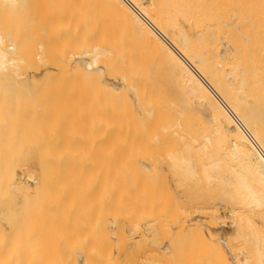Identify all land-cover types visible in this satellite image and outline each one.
I'll use <instances>...</instances> for the list:
<instances>
[{"label":"bare ground","instance_id":"6f19581e","mask_svg":"<svg viewBox=\"0 0 264 264\" xmlns=\"http://www.w3.org/2000/svg\"><path fill=\"white\" fill-rule=\"evenodd\" d=\"M86 2L48 41L0 17V250H132L129 208L157 202L202 214L165 226V250L203 237L223 264H264V0L236 44L198 0Z\"/></svg>","mask_w":264,"mask_h":264},{"label":"rangeland","instance_id":"374dc122","mask_svg":"<svg viewBox=\"0 0 264 264\" xmlns=\"http://www.w3.org/2000/svg\"><path fill=\"white\" fill-rule=\"evenodd\" d=\"M34 1L35 2L33 3V6L32 5L30 6L31 10H32V11H30V12H32L30 14H26L27 12H25V14H22L23 12H21V11L20 12L18 11L19 13H21V15H19V14L14 15L12 13L10 15L7 13L8 14L7 15L5 13L4 14L0 13L1 14L0 17L4 15L3 18L1 17L2 19H4V20H2V22H3L2 27H7V28L11 29V34H12V30L17 31L16 33H19L18 31L20 30L22 32V35L24 34L25 36L28 33L29 38L31 37L32 39L35 36L34 34L38 33L36 30L39 29L38 30L40 32L39 34H41L42 30H45L44 33L42 32L43 34H41V38H44V40H47V41L53 40L52 39L53 37L50 35L51 33L48 34V30H49V28H51V26H53L54 23L57 22L58 16L60 15V14L58 15V13H61V12L63 13V11H64V14H65L68 11L66 9L68 6H70L69 8L73 10L72 11L68 8L70 13L71 12L77 13L76 9L78 7L74 8V6L77 4V1L82 2L83 0H77V1L72 0V1L76 2V4L74 2L72 3L69 0L72 3V6L69 5L68 0H34ZM86 1H87L86 3L90 4V2H88V0H86ZM112 1L114 2L115 0H112ZM116 1H118V0H116ZM260 1H262V0H198V12L201 14L203 22H206V23H217L219 15L222 12L223 14L220 16L221 17L223 16L225 21L227 20L228 23H231V26L226 27L227 30L229 29L227 34H221L220 33V36H222L225 41L230 42L232 44H236L238 41L243 40V36L245 35V33H247V34L252 33V29H253L252 28V21H253V19L256 18V16H258V13H259L258 12V6L261 4ZM86 3H84V4H86ZM94 3H96V1ZM67 4H68V6H66ZM82 4L83 3L79 4V6L81 5V7H82L83 6ZM77 6H78V4H77ZM79 9L81 10V8H79ZM65 10H67V11H65ZM56 14H57V18L55 20L54 18L56 17ZM59 19H61V18L59 17ZM52 20L53 21L55 20V21L53 22ZM62 20L65 22L64 19H62ZM249 20H250V22H249ZM59 21L61 22V20H59ZM73 21H76V18H75V20L73 19ZM60 22L56 23V25L58 24L57 27L61 24ZM64 22H63V24H66ZM71 22H70V24L75 23V22H72V23ZM0 23H1V21H0ZM67 24H69V23H67ZM72 25H70V26L72 27ZM33 26L35 27V29L36 28L37 29L35 30L33 28ZM54 26H55V24H54ZM20 27H21V29H20ZM7 28H5V29L8 31L9 29H7ZM28 28L29 29L31 28L30 29L31 31ZM32 28L34 30H32ZM52 28H54V27H52ZM40 29H42V30L40 31ZM26 31H27V33H26ZM49 35L52 38H50ZM35 38L38 39L37 37H35ZM32 39H30V40H32ZM36 39L34 41H36ZM143 55H141L142 58L139 56L142 62L144 61L143 59L145 57V56L143 57ZM141 61H140V63H141ZM110 150L112 151V153L113 152L115 153L117 151V149H115L114 146H112V145L110 147L108 145L103 144L100 147V153L102 156L106 152L107 153L110 152ZM86 176L88 177L89 174H86ZM173 205H177V204H172L171 205L172 207H169V205L165 206L162 203H157V202L149 204V205L144 203V202H142V203L137 202V203H134L133 205H131V207L129 208V210L127 212V216H128V221H127V225H126L127 227H125V229H124L125 234H123V235L132 236L133 241L135 238H137V240H138L137 242L140 241V243H138V244H136L135 241L134 242L132 241L133 242L132 243V246H133L132 250H112V249H99V250H97V249L96 250L95 249H92V250L91 249H83V250H81V249H79V250L78 249H76V250L75 249H72V250H0V264H77L78 260L83 256H84L83 258L86 261L85 264H203L202 262H204V264H208L209 261L211 264H221L223 262L222 254H224V253H220V252H223V251L220 250V252H219L220 255H217L218 257L215 256V259H214V256L211 257L212 256L211 254L215 253L216 251L215 250L214 251L212 250L213 252L210 251L208 243H207L206 239H204L203 237H201V238H203L202 240L200 238L201 243L199 242V240H197L195 242V245H196L195 247L198 248V249L194 248V249H196L195 251H194V249L185 250V252L184 251L180 252V250H165L166 239L163 238V236H164L163 233H165V236H166V233H167L166 229H170V228H166V227H171L172 230L175 229L174 228L175 225H173V224H174V222H175V224L176 223L179 224L178 221H180V219H178V218H181L183 222H184V219H186V221H187L191 218L192 219H196V218L199 219V220L196 219V221H198L199 223L203 222L201 220L202 214H196L198 216H200V215L201 216L198 217L195 215L196 217L193 218L194 212L191 211L189 213L191 215L186 214V215H189V218H188V216L186 217V215L183 216L184 213H183V215H181L182 213L176 212V210L178 208H181L184 205H182L181 207H177L180 205H177V206H173ZM167 207L171 208L173 210L172 212H175V213L170 215L169 210L171 211V209H169ZM184 207H186V209H188V208L192 209L191 207H188V206H184ZM167 209H169L168 210L169 213H166ZM177 211H179V210H177ZM180 212H182V211H180ZM124 213H126V212L124 211ZM192 214H193V216H192ZM182 221L180 223V224H182L181 227L183 226L185 228V226H184L185 222L183 223ZM169 225H173V228H172V226H169ZM214 226H215V224H214ZM149 227H153V228L155 227V230H156V228H157V230H159V231L156 230L160 236L159 240L156 241V243L155 242L151 243V241H146V240H143V238H139L142 235V233L144 231H146V229H148ZM176 227H178L177 224H176ZM164 228H166V229H164ZM164 230L166 232H163ZM197 242H198V244H197ZM204 245L207 248H205ZM202 246H204V247L201 248ZM171 251H172V253H171ZM207 251L208 252L210 251L209 252L210 256H208ZM149 254L151 255L150 257H149ZM184 254H185V257H183ZM198 255H199V257H198ZM205 255L207 258L205 257ZM155 257L156 258L158 257V258L156 259ZM210 257H211V260H210ZM83 258H81V259H83ZM149 258L150 259L152 258L151 261H149L150 260ZM200 258H202V259H200ZM217 258H218V260H217ZM213 259H214V263H213ZM152 262H154V263H152ZM78 264H81L80 260H79Z\"/></svg>","mask_w":264,"mask_h":264}]
</instances>
